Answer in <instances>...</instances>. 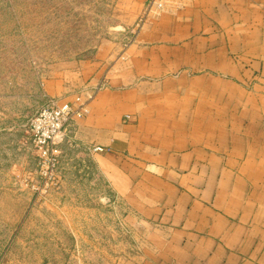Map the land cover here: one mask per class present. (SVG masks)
<instances>
[{
  "label": "crops",
  "instance_id": "obj_1",
  "mask_svg": "<svg viewBox=\"0 0 264 264\" xmlns=\"http://www.w3.org/2000/svg\"><path fill=\"white\" fill-rule=\"evenodd\" d=\"M125 59L84 123L166 234L145 264H264V0H171Z\"/></svg>",
  "mask_w": 264,
  "mask_h": 264
},
{
  "label": "rangeland",
  "instance_id": "obj_2",
  "mask_svg": "<svg viewBox=\"0 0 264 264\" xmlns=\"http://www.w3.org/2000/svg\"><path fill=\"white\" fill-rule=\"evenodd\" d=\"M170 1L0 0V264H145L156 255L166 234L127 196L133 170L84 122L94 100L132 86L127 49ZM77 96L87 111L56 138V161L42 158L31 119Z\"/></svg>",
  "mask_w": 264,
  "mask_h": 264
},
{
  "label": "built area",
  "instance_id": "obj_3",
  "mask_svg": "<svg viewBox=\"0 0 264 264\" xmlns=\"http://www.w3.org/2000/svg\"><path fill=\"white\" fill-rule=\"evenodd\" d=\"M165 1L158 0V5L162 6ZM86 111L87 108L81 96H77L74 102L53 101L41 108L31 119L29 125L39 155L54 163L58 155V149L55 145L56 138L71 120L82 117ZM98 149L103 150L101 147Z\"/></svg>",
  "mask_w": 264,
  "mask_h": 264
}]
</instances>
